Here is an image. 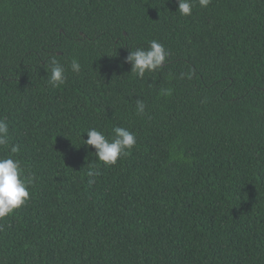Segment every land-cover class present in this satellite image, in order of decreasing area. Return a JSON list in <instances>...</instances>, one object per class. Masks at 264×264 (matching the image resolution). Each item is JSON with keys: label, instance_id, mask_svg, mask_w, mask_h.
<instances>
[{"label": "trees", "instance_id": "1", "mask_svg": "<svg viewBox=\"0 0 264 264\" xmlns=\"http://www.w3.org/2000/svg\"><path fill=\"white\" fill-rule=\"evenodd\" d=\"M178 4L0 0V155L19 144L37 177L0 220V264H264V0ZM154 39L169 59L138 78L125 57ZM117 126L137 145L107 165L83 139Z\"/></svg>", "mask_w": 264, "mask_h": 264}, {"label": "clouds", "instance_id": "2", "mask_svg": "<svg viewBox=\"0 0 264 264\" xmlns=\"http://www.w3.org/2000/svg\"><path fill=\"white\" fill-rule=\"evenodd\" d=\"M211 0H199L201 7H207ZM178 11L181 15L189 16L193 11V0H179ZM169 59L168 49L158 40H152L148 48L143 46L132 49L125 57V63L131 64V72L138 78H143L146 72H155L165 67ZM44 68L48 72V83L53 88H58L66 83V68L55 56L47 57ZM71 70L75 73L81 71V64L77 59L71 61ZM185 73H181L184 77ZM191 79V73L187 74ZM137 115L146 113V104L143 100L136 101ZM88 138L83 143L95 148L99 161L107 165H115L117 161L129 154L137 145L135 133L125 127L117 126L113 129L114 136L110 140L97 128L86 131ZM9 124L5 118H0V149H8ZM21 151L19 144H13L8 155H0V220L12 214L30 199V186L35 184L34 172L25 169L22 161L15 154ZM88 183L94 184L101 175L98 168L89 164L86 173Z\"/></svg>", "mask_w": 264, "mask_h": 264}]
</instances>
